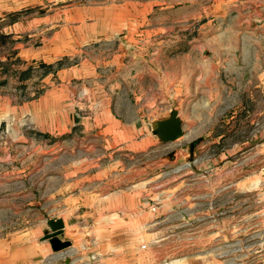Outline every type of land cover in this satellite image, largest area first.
I'll use <instances>...</instances> for the list:
<instances>
[{
	"label": "rangeland",
	"instance_id": "1",
	"mask_svg": "<svg viewBox=\"0 0 264 264\" xmlns=\"http://www.w3.org/2000/svg\"><path fill=\"white\" fill-rule=\"evenodd\" d=\"M204 15L181 22L175 31L128 40L131 45L124 41L126 49L115 45L118 53L125 52L118 59L122 65L100 66L96 73L99 80H107L104 88L112 97L116 125L106 127V118L96 128L82 122L81 115L92 112L89 104L94 97L89 93L84 106L70 105L77 112L68 123L44 129L23 118L19 145L4 151L0 165V225L5 230H12L13 220L21 230L40 224L61 207L63 194L87 185L79 180L82 176L95 174L103 184L108 174H117V181L126 174L131 175L133 187L142 190L143 200L156 206L151 215L161 220L154 259L264 264V95L255 86L256 71L249 69L258 55L232 48L222 53L221 43L231 41L235 48V38L231 33L222 38L220 32L237 24L221 16L205 23ZM12 41L0 37V43L7 44L0 52L9 55ZM104 48V56L111 59L114 47ZM190 48L191 63H197L191 70L183 59ZM10 56L0 61V76L5 72L7 77L0 80L1 94L23 101L61 83L55 66L38 61L33 67ZM75 60L65 58L57 65ZM237 64L244 70H238ZM242 79L244 84L237 85ZM73 84L83 91L80 81ZM174 107L180 116L191 118L182 136L162 142L151 121ZM237 178L242 190L238 195ZM191 200L196 203L190 211ZM210 204L212 215L204 213ZM223 204L228 205L229 219L222 222Z\"/></svg>",
	"mask_w": 264,
	"mask_h": 264
},
{
	"label": "crops",
	"instance_id": "2",
	"mask_svg": "<svg viewBox=\"0 0 264 264\" xmlns=\"http://www.w3.org/2000/svg\"><path fill=\"white\" fill-rule=\"evenodd\" d=\"M204 12L205 23L216 16H221L223 21L236 22L235 28L232 25L231 29L220 32L222 38L232 34L235 48L231 41H223L221 51L228 52L232 48L244 53L251 50L258 55L249 69L256 71L255 86L259 95H264V59H261L264 55V0H215L211 4H203L200 0H0V37L13 38L9 55L0 52V61L4 62L10 55L18 58L21 64L33 67L40 61L55 66V77H61L60 84L28 100L0 93V165L5 160L4 151H14L19 145L24 117L41 124L44 129L57 127L65 120L68 123L70 115L74 117L77 112L70 105L84 106L86 93L94 98L89 104L92 112L81 115L82 122L96 128L102 125V118H106V127L111 123L116 125L118 117L112 108V97L104 88L107 80H99L96 69L107 64H114L115 69L122 65L118 59L125 52L118 53L115 45L126 49L124 41L131 45L128 40L148 38L155 33L162 35L170 29L175 31L181 22L195 21ZM214 13L217 14L213 17ZM106 44L114 47L109 55L111 59L104 56ZM6 45L0 43V47ZM161 50L164 52L163 47ZM191 52L184 53L183 58L189 61L187 69L190 70L197 68V63H191ZM74 57L75 61L57 65L60 60ZM1 68L2 64L0 73ZM236 68L244 70L240 64ZM6 78L4 72L1 82ZM74 81L81 82L82 92L76 89ZM236 83H243V79ZM181 117L185 129L191 116L181 114ZM14 159L15 156L13 173ZM120 176L117 181V174H108L103 184L96 180L95 174L82 176L79 180L87 185H82L76 193L63 194L61 207L48 214L40 224L23 230L15 228L14 220L12 230L0 225V264H66L67 258H71V264H152L156 260L154 246L162 232L161 220L151 215V209L155 210L156 206H150L146 198L143 200L142 190L133 187L131 175ZM236 184L238 195L242 192L239 178ZM90 185L92 188H87ZM175 193L174 207L177 205ZM12 197L15 198L14 190ZM236 198L238 200V196ZM195 203L190 201V211ZM223 205L221 212L226 217H221L222 222L229 219L228 205ZM204 213H214L212 204ZM50 218L63 221L64 230L59 237L71 241L67 248L54 250L50 238H45L52 230L48 223ZM184 258H176L170 264H188V259Z\"/></svg>",
	"mask_w": 264,
	"mask_h": 264
},
{
	"label": "water",
	"instance_id": "3",
	"mask_svg": "<svg viewBox=\"0 0 264 264\" xmlns=\"http://www.w3.org/2000/svg\"><path fill=\"white\" fill-rule=\"evenodd\" d=\"M151 125L162 142L173 141L184 134L183 118L176 107L172 108L169 114L153 119ZM48 223L52 230L45 235V238H50L54 250H62L70 246V240H62L59 237L64 230L63 221L60 218H50ZM65 263L71 264V258H67Z\"/></svg>",
	"mask_w": 264,
	"mask_h": 264
},
{
	"label": "built area",
	"instance_id": "4",
	"mask_svg": "<svg viewBox=\"0 0 264 264\" xmlns=\"http://www.w3.org/2000/svg\"><path fill=\"white\" fill-rule=\"evenodd\" d=\"M155 209V207H153ZM169 259H160V260H154L152 264H169Z\"/></svg>",
	"mask_w": 264,
	"mask_h": 264
},
{
	"label": "trees",
	"instance_id": "5",
	"mask_svg": "<svg viewBox=\"0 0 264 264\" xmlns=\"http://www.w3.org/2000/svg\"><path fill=\"white\" fill-rule=\"evenodd\" d=\"M44 64V63H43Z\"/></svg>",
	"mask_w": 264,
	"mask_h": 264
}]
</instances>
